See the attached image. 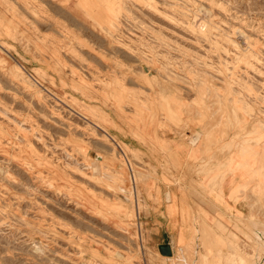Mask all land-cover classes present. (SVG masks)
Wrapping results in <instances>:
<instances>
[{"label": "rangeland", "instance_id": "obj_1", "mask_svg": "<svg viewBox=\"0 0 264 264\" xmlns=\"http://www.w3.org/2000/svg\"><path fill=\"white\" fill-rule=\"evenodd\" d=\"M191 110L264 139V0H0V264H264V211L193 218L171 258L148 243L130 141Z\"/></svg>", "mask_w": 264, "mask_h": 264}, {"label": "crops", "instance_id": "obj_2", "mask_svg": "<svg viewBox=\"0 0 264 264\" xmlns=\"http://www.w3.org/2000/svg\"><path fill=\"white\" fill-rule=\"evenodd\" d=\"M188 118V128L161 129L157 120L146 121L140 131L147 143L130 141L144 154L146 238L151 249L168 245V258L190 242L193 218L218 234L221 224L264 211V139L253 119L234 139L210 118L198 122L193 110Z\"/></svg>", "mask_w": 264, "mask_h": 264}, {"label": "built area", "instance_id": "obj_3", "mask_svg": "<svg viewBox=\"0 0 264 264\" xmlns=\"http://www.w3.org/2000/svg\"><path fill=\"white\" fill-rule=\"evenodd\" d=\"M129 171V182H130V187L132 190V193L135 196V228H136V235L137 238L139 239V242L142 244L143 243V237H144V230H143V221L141 217V211L139 210L138 207V195H137V182H136V175H135V170L134 168L129 164L128 167Z\"/></svg>", "mask_w": 264, "mask_h": 264}, {"label": "bare ground", "instance_id": "obj_4", "mask_svg": "<svg viewBox=\"0 0 264 264\" xmlns=\"http://www.w3.org/2000/svg\"><path fill=\"white\" fill-rule=\"evenodd\" d=\"M13 74H14L15 78H17V77L23 76V74H25V72L22 68H18L13 72ZM44 76H45L44 71H37L35 77L33 78L34 81H32L30 83L31 88L32 89L35 88L37 86V84L39 83L38 80H40L41 78H44ZM241 260H243V258H241Z\"/></svg>", "mask_w": 264, "mask_h": 264}, {"label": "water", "instance_id": "obj_5", "mask_svg": "<svg viewBox=\"0 0 264 264\" xmlns=\"http://www.w3.org/2000/svg\"><path fill=\"white\" fill-rule=\"evenodd\" d=\"M160 252L165 255V256H170L171 255V250L168 245H163L159 248Z\"/></svg>", "mask_w": 264, "mask_h": 264}]
</instances>
